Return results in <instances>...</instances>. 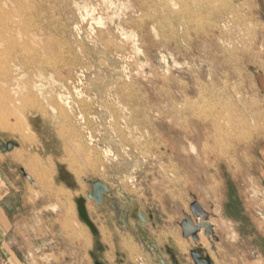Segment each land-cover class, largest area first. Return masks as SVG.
Listing matches in <instances>:
<instances>
[{
    "label": "rangeland",
    "instance_id": "obj_1",
    "mask_svg": "<svg viewBox=\"0 0 264 264\" xmlns=\"http://www.w3.org/2000/svg\"><path fill=\"white\" fill-rule=\"evenodd\" d=\"M0 21V264L112 261L144 245L124 208L188 264H263V0H2Z\"/></svg>",
    "mask_w": 264,
    "mask_h": 264
},
{
    "label": "crops",
    "instance_id": "obj_2",
    "mask_svg": "<svg viewBox=\"0 0 264 264\" xmlns=\"http://www.w3.org/2000/svg\"><path fill=\"white\" fill-rule=\"evenodd\" d=\"M261 76L264 79V72L261 73ZM261 86L263 87L262 84ZM256 160L257 175L261 183V197H258V199H260L261 207L255 214V219H253V214L251 213L250 220L256 230L261 233L262 239L264 240V145L260 148L259 158ZM91 196L90 197L93 199L92 194ZM248 212L249 209H247L246 215H249ZM120 214L123 219L127 218L130 221L128 231L133 235V237H136L138 240L143 242L147 249L144 248L143 244L140 245V243L138 244L137 242L136 245L134 242L120 241L114 244L113 253H115V255L114 259L110 261L108 257L109 255L107 254L110 253L111 247H106L103 244L99 246L97 245L96 255L94 256L92 254L95 259V264H142V262L149 264H188L186 257L183 255V248L185 246L184 241L180 239L179 243L176 242V244H171L169 242L161 244L158 236L150 227L151 217L144 212V209L139 208L128 210L124 208ZM85 215L89 217V220L85 222L88 223V225L90 222L92 224L93 220L90 217L89 211H85ZM262 249V263L264 264V245ZM132 252L136 253V256H132ZM195 254V259H192V264H216V259L210 261L208 258H205L204 255L199 253Z\"/></svg>",
    "mask_w": 264,
    "mask_h": 264
},
{
    "label": "bare ground",
    "instance_id": "obj_3",
    "mask_svg": "<svg viewBox=\"0 0 264 264\" xmlns=\"http://www.w3.org/2000/svg\"><path fill=\"white\" fill-rule=\"evenodd\" d=\"M1 1H2V0H0V3H1ZM224 1H225V0H224ZM225 7H226V6H225ZM231 8H232V7H231ZM224 9H226V8H224ZM243 13H244V12H243ZM244 14H245V13H244ZM7 16H8V15H7ZM5 18H6V17H5ZM7 18L9 19V17H7ZM196 19H197V18H196ZM12 20H13V19H12ZM0 22H1V21H0ZM2 22H3V21H2ZM11 22H13V21H11ZM251 23H252V21H251ZM255 23H256V22H255ZM1 24H2V23H1ZM252 24H253V23H252ZM2 25H3V24H2ZM28 25H29V24H28ZM241 25H242V24H241ZM248 25H249V23H248ZM253 25H255V24H253ZM24 26H25V25H24ZM26 26H27V25H26ZM26 26H25V27H26ZM187 26H188V25H187ZM255 26H257V25H255ZM258 26H259V25H258ZM258 26H257V27H258ZM25 27L22 26V28H24V29H25ZM248 27H249V26H248ZM27 28H29V27H27ZM27 28H26V29H27ZM250 28H251V27H250ZM252 28H254V27H252ZM24 29H23V30H24ZM29 29H30V28H29ZM249 32H250V31H249ZM258 32H259V31L257 30V28H255V29H254V33H253L255 39L257 38V34H258ZM244 33H246V32L244 31ZM204 34H205V33H204ZM213 34H214V33H213ZM6 35H7V34H6ZM249 35H250V34H249ZM251 35H252V34H251ZM3 36H4V35H3ZM213 36H214V35H213ZM8 37H9V36H8ZM88 37H89V36H88ZM252 38H253V37H252ZM58 39H59V38H58ZM255 39L253 38L252 40H255ZM14 41H15V40H14ZM12 42H13V41H11V43H12ZM56 42H57V41H56ZM67 42H68V41H67ZM11 43H10V44H11ZM14 43H15V42H14ZM31 43H32V42H31ZM59 43H60V42H59ZM17 44H18V43H17ZM23 44H24V43H23ZM23 44H21V45H23ZM12 45H13V44H12ZM33 45H34V44H33ZM10 46H11V45H10ZM16 46H17V45H16ZM35 46H36V45H35ZM14 47H15V45H14ZM24 47H25V48H24ZM36 47H37V46H36ZM36 47H35V48H36ZM8 48H9V47H8ZM17 48H19V47H17ZM23 48L26 50V48L28 49L29 47H28L27 44H25V45L23 46ZM38 48L40 49L41 47H38ZM38 48H37V49H38ZM46 48H47V47H46ZM11 49H12V48H11ZM29 49H30V48H29ZM12 50H13V49H12ZM20 50H21V49H20ZM250 50H251V47H250ZM11 53L13 54V52H11ZM14 53H15V52H14ZM16 54H17V52H16ZM20 54H21V53H20ZM20 54H19V55H20ZM27 54H29L28 51H27ZM29 55H30V54H29ZM39 55H40V54H39ZM41 55H42V57H43V54H41ZM23 56H24V55H23ZM34 56H35V55H34ZM35 57H36V56H35ZM37 58H38V57H37ZM43 58H44V57H43ZM19 59H21V58H19ZM24 59H25V58H24ZM34 60H35V59H34ZM38 60H39V59H38ZM3 61H4V60H3ZM24 61H25V60H24ZM26 61H27V60H26ZM27 62H28V61H27ZM62 63H63V62H62ZM28 64H29V62H28ZM0 67H3V66H0ZM36 67H37V66H36ZM234 69H235V68H234ZM234 69H233V70H234ZM66 71H67V70H66ZM235 71H236V70H235ZM235 71H234V72H235ZM83 73H84V72H83ZM106 73H107V72H106ZM88 74H89V73H88ZM235 74H237V73H235ZM86 75H87V74H86ZM125 75H126V74H125ZM127 75H128V74H127ZM101 76H102V75H101ZM126 77H127V76H126ZM73 78H75V77H73ZM84 78H85V77H84ZM102 78H103V77H102ZM107 78H108V77H107ZM105 79H106V78H105ZM108 79H109V78H108ZM76 80H77V79H76ZM94 80H95V79H94ZM103 80H104V78H103ZM118 80H119V79H118ZM62 81H63V80H62ZM89 81H90V80H89ZM89 81H88V82H89ZM213 81H214V80H213ZM70 82H71V81H70ZM72 82H74V84H76L75 81H72ZM83 82H84V81H83ZM86 82H87V81H86ZM102 82H103V81H102ZM115 82H116V81H115ZM195 82H196V81H195ZM214 82H215V81H214ZM198 83H199V82H198ZM217 83H218V82H217ZM79 84H80V82H79ZM81 84H82V83H81ZM196 84H197V83H196ZM201 84H202V82H200V85H201ZM204 84H205V83H204ZM224 84H226V83H224ZM64 85H65V84H64ZM116 85H117V84H116ZM177 85H178V84H177ZM188 86H189V85H188ZM188 86H187V88H186L185 86H184V87H185L187 90H189V89H188ZM65 87H67V86H65ZM70 87H71V86H70ZM178 87H179V86H178ZM184 87H183V88H184ZM198 87H202V86H198ZM198 87H197V88H198ZM227 87H229V86H227ZM63 88H64V87H63ZM205 88H206V87H205ZM208 88H209V87H208ZM161 89H162V88H161ZM201 90H202V89H201ZM203 90H204V89H203ZM30 92H31V91H30ZM30 92H29V93H30ZM163 92H164V91H163ZM204 92H205V91H204ZM18 93H19V91H17V90L14 91V95H13V96H15V97H12V95H11L12 101H14V99L20 98V97H18ZM24 93H25V92H24ZM117 93H118V92H117ZM210 93H211V92H210ZM25 94H26V93H25ZM30 94H31V93H30ZM181 94H182V92H181ZM183 94H184V93H183ZM185 94H186V93H185ZM187 95H188V94H187ZM187 95H186V96H187ZM199 95H200V94H199ZM205 95H206V94H205ZM20 96H22V95H20ZM24 96H25V95H24ZM29 96H32V94L29 95ZM29 96H27L28 99H29ZM191 96H192V95H191ZM201 96L204 97V96L202 95V92H201ZM33 97H34V98H33ZM120 97H121V96H120ZM139 97H141V96H139ZM187 97H188V96H187ZM187 97H186V98H187ZM205 97H206V96H205ZM205 97H204V100H206ZM25 98H26V96H25ZM31 98L36 99L35 96H34V94H33V96H32ZM211 98H212V97H211ZM33 99H30V100H31L30 102H33V101H34ZM121 99H122V98H121ZM121 99H120V100H121ZM140 99H141V98H140ZM20 100H21V99H20ZM26 100H27V99H26ZM122 100H123V99H122ZM125 100H126V99H125ZM175 100H176V99H175ZM185 100H186V99H184V101H185ZM16 101H17V100H16ZM16 101H15V102H16ZM21 101H22V100H21ZM184 101H183V103H184ZM191 101H193V100H191ZM0 102H1V101H0ZM25 102H26V101H25ZM121 102H123V101H121ZM170 102H171V101H170ZM27 103H29V101H28ZM67 103H68V102H67ZM179 103H180V102H179ZM185 103H186V102H185ZM229 103H230V102H229ZM229 103H228V107H229ZM221 104H222V103H221ZM206 105H207V103H206ZM208 105H210V104H208ZM175 106H176V105H175ZM181 106H182V104H181ZM185 106H187V103L185 104ZM223 106H224V104H223ZM232 106H233V104H232ZM228 107H227V108H228ZM62 108H63V107H62ZM172 108H174V107L172 106ZM179 108L181 109V107H179ZM179 108H178V109H179ZM227 108L225 107L226 110H228ZM174 109H175V108H174ZM70 110H71V109H70ZM72 111H73V110H72ZM72 111H71V112H72ZM94 111H95V110H94ZM175 111H176V110H175ZM185 111H186V110H185ZM188 111H189V110H188ZM229 111H230V110H228L227 113L230 114ZM74 112H75V111H74ZM186 112H187V111H186ZM223 112H225L224 109H223ZM82 113H83V112H82ZM179 113H180V111H179ZM203 113L205 114L206 112H203ZM219 113H221V112H219ZM72 114L75 116L74 113H72ZM176 114H177V113H176ZM176 114H175V115H176ZM208 114L210 115V113H208ZM213 114H214V113H213ZM213 114H212V115H213ZM223 114H224V113H223ZM229 114H228V115H229ZM98 115H99V114H98ZM214 115H215V114H214ZM214 115H213V116H214ZM216 115H218V114H216ZM224 115H225V114H224ZM63 116H64V115H63ZM87 116H88V115H87ZM199 116H200V115H199ZM199 116H198V117H199ZM210 116H211V115H210ZM218 116H219V115H218ZM220 116H221V115H220ZM220 116H219V118H220ZM75 117H76V116H75ZM96 117H97V116H96ZM230 117H232L231 114H230ZM81 118H82V117H81ZM195 118H196V116H195ZM216 118H218V117L216 116ZM216 118H215V121L217 120ZM221 118H224V117H221ZM221 118H220V119H221ZM225 118H228V117H225ZM225 118H224V119H225ZM233 118H234V117H233ZM83 119H85V118L83 117ZM181 119H182V118H181ZM231 119H232V118H231ZM231 119H230V120H231ZM77 120H78V119H76V122L78 123L79 120H78V121H77ZM80 120H81V119H80ZM99 120H100V119H99ZM101 120H102V119H101ZM227 120H228V119H227ZM67 121H68V120H67ZM69 121H70V120H69ZM81 121H82V120H81ZM85 121H86V120H85ZM180 121H181V120H180ZM212 121H213V119H212ZM83 122H84V121H83ZM198 122H199V121H198ZM222 122H224V124L226 123V122L223 121V120H222ZM232 122H233V120H231V125H232ZM12 123H13V122H12ZM14 123H15V121H14ZM80 123H81V122H80ZM102 123H103V122H101V124H102ZM201 123H202V122H201ZM228 123H229V122H228ZM234 123H235V122H234ZM237 123H238V122H237ZM262 123H264V122H261V124H262ZM3 124H4L5 127L9 128L10 130H16V126H15V125L13 126V125H11V124H9V123H3ZM3 124L0 122V127H1ZM198 124H199V123H198ZM220 124H221V122H220ZM220 124H219V126H220ZM103 125H104V123H103ZM214 125H216V124H214ZM228 125H230V124H228ZM241 125H242V124H241ZM257 125H258V124H257ZM263 125H264V124H263ZM85 126H86V125H85ZM251 126H253V125H251ZM81 127H82V126H81ZM214 127H215V126H214ZM223 127H224V126H223ZM223 127H222V125H221V129H224ZM228 127H229V126H228ZM230 127H231V126H230ZM257 127H258V126H257ZM259 127H260V125H259ZM261 127H263V126L261 125ZM238 128H239V127H238ZM249 128H251V127H249ZM82 129H84V128H82ZM200 129H201V127H200ZM219 129H220V128H219ZM244 129H245V128H244ZM254 129H255V128H254ZM254 129H253V130H254ZM61 130H62V129H61ZM61 130H60V132H61ZM86 130H87V129H86ZM88 130H89V129H88ZM212 130H213V129H212ZM215 130H216V129H215ZM217 130H218V129H217ZM217 130H216V131H217ZM226 130H227V129H226ZM256 130H257V129H256ZM258 130L260 131L259 128H258ZM63 131H64V130H63ZM63 131H62V132H63ZM199 131H200V130H199ZM213 131H214V130H213ZM221 131H223V130H221ZM247 131H248V129H247ZM66 132H67V131H66ZM88 132H89V131H88ZM88 132H87V134H88ZM232 132H233V131H232ZM89 133H91V132H89ZM233 133H234V132H233ZM245 133H246V132H245ZM248 133H249V132H248ZM251 133H252V132H251ZM65 134H66V133H64L63 135H65ZM202 134H203V133H202ZM87 136H88V135H87ZM90 136L92 137V135H90ZM23 138H27V137H26L25 135H23ZM219 138H220V137H219ZM87 139H88V137H87ZM97 139H98V138H97ZM25 140H26V139H25ZM95 140H96V139H95ZM220 140H221V138H220ZM86 141H87V140H86ZM103 141H104V140H103ZM97 142H98V141H97ZM216 142H217V141H216ZM68 143H69V142H68ZM73 143H74V142H73ZM76 143H78V142H76ZM98 143H99V142H98ZM89 144H91V143H89ZM121 144H122V143H121ZM69 145H70V144H69ZM78 145L80 146V144H78ZM92 145H93V144H92ZM90 146H91V145H90ZM214 146H215V145H214ZM81 148H82V147H81ZM106 149H107V148H106ZM108 149H109V148H108ZM110 149H113V147L110 148ZM80 150H81V149H80ZM65 151H66V150H65ZM68 151H69V150H68ZM70 151H72V150H70ZM108 151H109V150H108ZM66 152H67V151H66ZM109 152H110V151H109ZM69 153H71V152H69ZM107 153H108V152H107ZM112 153H113V152H112ZM118 153H119V152H118ZM71 154H72V153H71ZM122 154H123V153H122ZM102 155H103V154H102ZM113 155H114V154H113ZM119 155H120V154H119ZM103 156H104V155H103ZM106 156H107V155H106ZM69 157H71V156H69ZM75 157H76V156H75ZM71 158H72V157H71ZM114 158H115V157H114ZM118 158H119V157H118ZM122 158H124V156H123ZM65 159H66V158H65ZM123 160H124V159H123ZM109 161H110V160H109ZM106 162H107V159H106ZM107 163H108V162H107ZM109 167H110V166H109ZM89 168H90V166H89ZM89 170H90V169H89ZM93 171H94V170H93ZM95 171H96V170H95ZM96 173H97V172H96Z\"/></svg>",
    "mask_w": 264,
    "mask_h": 264
},
{
    "label": "water",
    "instance_id": "obj_4",
    "mask_svg": "<svg viewBox=\"0 0 264 264\" xmlns=\"http://www.w3.org/2000/svg\"><path fill=\"white\" fill-rule=\"evenodd\" d=\"M91 196V195H90ZM92 197V196H91Z\"/></svg>",
    "mask_w": 264,
    "mask_h": 264
}]
</instances>
